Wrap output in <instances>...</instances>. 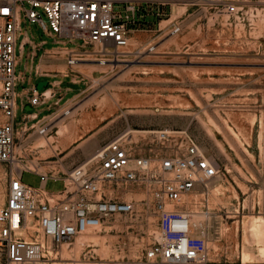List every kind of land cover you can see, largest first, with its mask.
<instances>
[{
	"label": "rangeland",
	"instance_id": "1",
	"mask_svg": "<svg viewBox=\"0 0 264 264\" xmlns=\"http://www.w3.org/2000/svg\"><path fill=\"white\" fill-rule=\"evenodd\" d=\"M164 1L159 26L135 33L118 48L124 53L105 43V55L101 44L84 47L74 53L78 61L72 69L63 60L68 49L52 54L61 58L52 83L72 90L39 117L50 125L45 135L18 128L16 155L28 166L62 176L124 131L186 130L219 167L207 194L199 188L182 197L193 221L205 225L206 258L189 264H264L259 250L264 238L252 233L264 228V0H234L237 10L230 14L206 0ZM25 30L35 43L45 44L32 62L29 45L22 55L17 49V73L55 45L36 24H22L21 38ZM6 170L0 163V207ZM22 180L39 185L29 172ZM61 187V179L45 184L49 191ZM128 199L131 212L111 216L105 226L76 236L43 262L117 264L139 258L159 234L158 216L144 189L134 188Z\"/></svg>",
	"mask_w": 264,
	"mask_h": 264
},
{
	"label": "built area",
	"instance_id": "2",
	"mask_svg": "<svg viewBox=\"0 0 264 264\" xmlns=\"http://www.w3.org/2000/svg\"><path fill=\"white\" fill-rule=\"evenodd\" d=\"M206 1L221 13L237 10L234 0ZM164 5V0H0V163L7 167L0 207V264H41L76 236L105 226L115 214L131 212L133 202L128 198L134 188L150 194L160 238H154L139 258L117 264H189L206 258L204 222L193 221L182 197L199 188L201 195L207 194L219 167L186 130H148L138 135L124 131L62 176L39 171L37 164L28 166L15 152L18 128H33L41 135L50 129L36 111L31 113L33 125L29 118L20 124L15 119L17 49L22 55L29 45L27 59L32 62L45 44L35 43L26 30L21 38L22 24L38 25L55 45L78 41L64 56L72 69L78 61L76 50L106 42L126 47L135 33L155 30L165 15ZM29 92L28 102L34 108L46 97L35 87ZM24 172L37 175L39 185L23 182ZM58 179L60 190L45 188L48 180ZM195 231L198 238L192 236Z\"/></svg>",
	"mask_w": 264,
	"mask_h": 264
},
{
	"label": "crops",
	"instance_id": "3",
	"mask_svg": "<svg viewBox=\"0 0 264 264\" xmlns=\"http://www.w3.org/2000/svg\"><path fill=\"white\" fill-rule=\"evenodd\" d=\"M72 48L73 47L69 45H53L45 48L38 61L30 64L29 70L27 66L28 63L25 62L23 70H19L18 73L16 72V66L20 63V59L17 58L15 66V73L18 76L17 85L15 86V119L17 123L20 124L24 118H29L27 120L29 124L33 121V119L30 118L31 113L34 111L37 112L38 119L40 116L48 115L52 106L57 105L67 93L71 92L72 88L63 89V87L59 86L60 81L57 80L54 81V83L57 84L56 86L52 83L51 78L57 77V74H53V72H55L54 69L60 64L59 61L61 60V58L53 57L52 54H60L61 50H71ZM40 81L48 82V85L41 89L44 91L46 97L34 108L31 107L28 102L29 91L33 87L37 88V84ZM51 87L54 89L51 90Z\"/></svg>",
	"mask_w": 264,
	"mask_h": 264
},
{
	"label": "bare ground",
	"instance_id": "4",
	"mask_svg": "<svg viewBox=\"0 0 264 264\" xmlns=\"http://www.w3.org/2000/svg\"><path fill=\"white\" fill-rule=\"evenodd\" d=\"M105 44H108V45H113L111 42H106ZM107 45V46H108ZM104 46H103V43L101 44V51H102V53H103V55H105L106 53H109V51H107L106 49H104L103 48ZM115 51H117V53H124V52H120V51H118V48H115ZM105 62V60L104 59H102V60H100V64H103ZM66 114L68 113V112H65ZM201 217H203V215H200ZM200 216H199V218H200ZM196 221H197V219H195ZM199 220V219H198ZM198 232H193L192 233V236H194L195 234H197ZM252 233H253V235L260 241L261 239H263L264 238V228H259V229H254L253 228V230H252ZM155 235H156V238H160V235L159 234H157V233H155ZM198 235V234H197ZM155 237V236H154ZM262 243V242H261ZM260 252L262 253V254H264V246H262V247H260ZM247 253L246 254H244V258H246L247 257ZM41 264H45L44 262H41Z\"/></svg>",
	"mask_w": 264,
	"mask_h": 264
},
{
	"label": "water",
	"instance_id": "5",
	"mask_svg": "<svg viewBox=\"0 0 264 264\" xmlns=\"http://www.w3.org/2000/svg\"><path fill=\"white\" fill-rule=\"evenodd\" d=\"M48 85V82L47 81H40L38 82L37 84V89L40 90L42 89L43 87H46Z\"/></svg>",
	"mask_w": 264,
	"mask_h": 264
}]
</instances>
